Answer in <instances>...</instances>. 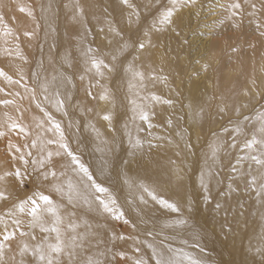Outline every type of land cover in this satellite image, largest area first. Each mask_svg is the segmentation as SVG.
Here are the masks:
<instances>
[{"label":"bare ground","instance_id":"6f19581e","mask_svg":"<svg viewBox=\"0 0 264 264\" xmlns=\"http://www.w3.org/2000/svg\"><path fill=\"white\" fill-rule=\"evenodd\" d=\"M75 1L69 0V3L67 2L69 4L67 16L70 17L66 25L69 28L72 27L71 21H77L78 19L81 22L83 20V16L79 15L81 12H83L84 18L90 17L93 24L96 20L101 21L100 19L105 22L104 11L100 7L99 0H91V3H89V0H79L80 4L78 6ZM105 1L111 2V0ZM145 1L138 0L136 3L139 5L146 3ZM149 1L147 4L150 3ZM157 1L155 0V2ZM238 1L240 7L233 8L232 5L235 2L237 4ZM112 2L110 9L112 13L119 17L118 20L121 21L123 27V42L120 35L118 34V39L117 33L113 31L112 34H109V36H112L110 38L107 36L105 42L100 44L103 49L105 47V50L102 52V56L95 55V59L102 61L99 72L89 61L88 51L85 47L86 42H83L86 50L83 48L82 53L79 52L82 65L78 69L79 77L84 79L88 87L92 86L95 91V98L99 101L97 105H99L101 112L93 113L95 117L93 123L85 121L84 118L85 125H82L81 122V128H79L78 121L75 120L77 116L74 119L71 116L77 105L72 106L71 103L69 104L72 98V88H70L72 81H70L69 76L63 73L68 70L67 66H69L71 73L77 77L76 63L73 59L67 57V49L64 47L67 44L66 37L63 36L65 28L59 31L62 41L60 43L61 48L58 46L57 52L52 40L54 27L51 21L52 13L50 12L55 4L54 0H0V13L2 15L0 17V31H2L1 28H4L3 26L13 28L16 18L19 34L26 36L25 33H30L29 35H33L34 32L38 33L39 28L33 24L34 15H36L37 21L42 27V31H40L42 49L39 52L36 51L37 55H34L33 49L30 51L33 47L31 41L26 44L29 55L31 57L35 56L34 71L29 74L21 68L22 64L17 63V58L11 55L8 50L9 43H11L9 41L15 38L16 30H14V37L13 33L10 32L3 33L4 36L1 35L0 37V69L4 73L9 71L8 75L12 80L16 79V81H11L10 78V82H6L4 80L5 76H0L2 84L6 88L10 87L9 90L15 87L13 86L14 82L20 84V89L18 87L16 93L19 101L21 100L19 97L30 99L32 96H37L40 98L39 107H37L38 104L33 103L37 107V111L36 108L34 110L35 106L30 107L27 104L28 107L25 106L34 115L33 119L30 115L28 118L30 117L34 121L31 126L34 125L35 130L32 131L36 132L39 139L36 147H31L32 151L39 150L35 153V160L42 158V149L46 148L50 151L57 149L56 144L48 145L47 141L49 139H59V133L54 128V124L58 123L69 146L90 168L97 180L104 183L103 186L109 189V194L116 200L115 208L118 212L122 211L130 222L127 226L128 235H124V238L129 237V241L126 240L127 238L122 241L124 238L116 236L113 215L104 212L102 208L98 209L96 201L86 202L81 198L69 199L67 185L69 181L73 184L76 183L78 180L76 173L71 169H64L65 175L59 176L58 172V182L64 186L65 190L60 193L55 192L47 183L40 185V190L50 194L59 207L62 217L60 228L65 241L68 244L71 243L72 238L77 241L76 248L72 249L74 259L77 264H88L89 261L98 262V264H136L137 260L132 257L136 251L140 252L149 264H156L157 259L170 261L171 264H190V259L198 260L200 264H217V262H214L212 253L209 254L205 250H200L195 239L196 244L194 241L188 243L185 240H179L181 238H177L178 235L172 233L176 223L170 218V215L177 212H173L153 200L148 192L144 190L146 188L149 192L155 193L159 199H163L162 193L171 195L170 200L167 199V201L175 204L179 209L180 205L176 203L181 200L186 201L188 206L185 205L184 208L189 215L193 214L192 206H194L192 198L189 199L190 195L192 192L197 193V191L202 193V196L205 197V206L203 205L205 214L210 213L209 215H212L215 212V215L209 221V226L216 228L222 236L223 242L229 241L230 251L233 255L231 259L224 255L223 258L219 259V264H253V262L260 264V261L264 259V256L260 254L261 250H264V193L260 191L262 184L257 183V177H264V169L255 164L250 157L255 155L264 158V146L257 144L253 149H246L245 144L253 137L261 139L260 128L264 124V119H262L264 118V39H260L261 37H257L260 40L254 39L256 36L250 38L253 35L264 36V2L262 0H235L232 5L229 3L228 6H224L226 7V9L224 8L225 15L222 14L224 17L220 18L219 21L217 14L223 7L222 3L213 4L212 8L210 6L212 11L210 10L206 14L204 10H200L201 13H197L199 18L195 16L196 20L194 19L192 26L187 25L189 27L188 31H186V27L185 32L178 29L181 37L179 43L169 44V42L166 44L169 45L166 49L160 48L162 47L163 36L158 30H152L151 32L148 28H144L142 32H140V29L139 33L135 32L136 25L140 26L144 21L141 13L134 16L133 26H125L126 20H131L130 15H133L129 13L131 10L129 3L131 1L128 0L127 4H124L122 0H112ZM183 3L185 4V2L180 1L175 6L169 4L167 9H174L175 11L172 20L177 17L176 12L183 7ZM207 6L208 10L209 5ZM244 7L248 10H244ZM18 10L26 13L28 19H20L16 17V14H12V11ZM205 18L207 20H204ZM189 23H191V18ZM206 23L210 24V27H207L208 24L206 25ZM95 28L97 29L98 25ZM209 29L214 30L212 37L202 39L200 34L209 36L210 34L208 35L206 32ZM162 31L161 33H163ZM70 32L72 33V30ZM136 38L139 39L138 42L145 44L143 50L138 47ZM235 41H238L241 45L238 49H242L243 45L249 46L248 52L244 49L246 54L244 52L245 59L243 57V63H241V56L239 57V55H232L230 59H226L230 47L235 46L233 44L231 46V43ZM57 43L55 44L57 45ZM28 51L21 53L24 60L29 57ZM42 63L45 64L47 70L40 82V87L33 88L32 85L37 81V76L41 72ZM105 63H112V69L116 71L115 77H111L110 81L106 80L108 81L107 84L100 82L107 78L103 73ZM17 64L20 65V68H16ZM200 64L203 68L205 66L208 69L205 70L204 68L203 72H199L202 68ZM238 65L239 74L233 75L232 70L234 66L238 67ZM71 73L68 74L71 75ZM137 73L142 74V78ZM198 73L203 74L199 77L197 76ZM86 93L87 87L82 91L83 95H86ZM79 100L83 102L85 107H81L79 111H76V115L81 114L82 117L83 112H88L90 116V111L94 109V103L88 104L85 99L79 98ZM236 100L243 101L240 107H234V101ZM71 101H74V98ZM166 101L170 103H166ZM16 104L17 107L21 106ZM229 105L233 108L227 112ZM6 106L9 107L7 104ZM7 107H0V113L4 117L0 118L6 126H9L7 125L9 121H6V119L12 118L13 113L10 114V112H14V115L17 113L21 117L22 110L13 107L7 112L5 111L8 110ZM220 108H224V111L220 112ZM254 110L256 111L253 114ZM141 111L148 115V120L140 118ZM27 112L25 115L28 114ZM101 113L105 114L104 116H110L111 120H105ZM100 116L101 119L99 120ZM242 116L248 117L242 121L227 123L232 126V128H229L232 135L229 143H226V146L229 145L227 149L229 151L227 155L225 152L224 161L231 160L235 153L241 152L240 158L235 156L233 160L237 165L239 164L242 167L245 165V167L242 171L240 170L239 175H236L237 184L228 185L227 190L221 193L217 199H206L210 194L220 191L222 185L219 181V173L222 170L220 153L226 148L225 140L223 141L225 134H214V132L226 127V119H235L233 117ZM117 119L119 121H116ZM146 121L152 126L155 125V128L153 131L151 130V134H148V130H146L147 134L145 135ZM18 122L20 121L18 120ZM182 122L189 128H183ZM160 128L166 129L165 131L169 133L167 134L169 135L168 138H166V135L165 137L162 136L158 131ZM15 130L18 131L17 128ZM188 130L192 131L188 133ZM228 131H225V133ZM9 135H14L11 134V130ZM26 135L33 136L34 134L28 132ZM193 135L195 140H193ZM36 136L34 135L35 139ZM18 137L16 141L20 139ZM35 139L33 138V143ZM151 139L152 141L155 140L157 144L149 142ZM3 143L5 145L7 142ZM203 146L205 149L199 151L198 156H196L194 151L197 152ZM153 147L158 150L156 154L148 151H151ZM27 150L29 148L22 149L24 152H21L26 153ZM1 156L0 158H2ZM6 156L9 157L10 155ZM196 157L199 158L198 163L195 161L197 160ZM242 157H247V159H241ZM54 159L59 160L61 157H54ZM2 160L3 158L0 161L1 163ZM170 163L178 167L177 171L174 169L172 171L173 180L171 179L172 176L168 175L167 170L171 166ZM6 165L8 166V163ZM193 165L196 166L195 169H193ZM169 170L171 169L169 168ZM5 171H8L7 168ZM5 171L0 168V174L7 177ZM196 173L197 175L193 177V174ZM190 175L193 177L192 182L194 183L187 182ZM202 176L205 177L208 191L201 185ZM244 176H246V180L242 181ZM252 177H256V185L249 186L250 189L247 193L241 192L242 194H240L239 191V194H236V192L231 193L235 185L246 181L248 184ZM9 182L7 183L9 184ZM165 183H172L173 187H162L161 185ZM8 186L0 184V191L9 196L8 200L0 201V215L2 210L12 203L13 208L11 210L16 212V216L3 218L9 222L11 229L9 231L0 230V245L4 248L2 264H39L38 259L31 252L37 241L32 240L30 236L35 233L38 239L46 237L47 242L54 243L55 233H40L39 228H30L31 216L27 210L24 213L18 211L15 206L21 200L18 194H12L11 187ZM191 186H193V190ZM241 190L243 191V189ZM109 194H105L102 198H107ZM251 201L253 202L251 203ZM212 210L215 211L211 214ZM3 216L5 215L3 214ZM24 216L25 218H23ZM16 218L21 220L20 225H14L13 220ZM45 220L46 226L51 227L53 225L52 217L45 215ZM70 224L75 226L74 231L69 227ZM254 225L257 226V230L251 228V233L245 235L244 229L247 226ZM9 232L16 233L14 240L7 241L3 238ZM22 232L27 234L22 236L20 234ZM118 240L120 247L123 248L124 253L126 252L123 260L116 258L112 252V246ZM212 241L203 242L204 247L207 243L209 248L212 247L214 250L215 248L211 246ZM24 245L28 246L29 251H24ZM131 251L134 252L131 253ZM60 259L62 264H67L68 249L65 250Z\"/></svg>","mask_w":264,"mask_h":264},{"label":"rangeland","instance_id":"374dc122","mask_svg":"<svg viewBox=\"0 0 264 264\" xmlns=\"http://www.w3.org/2000/svg\"><path fill=\"white\" fill-rule=\"evenodd\" d=\"M131 1V2H130ZM138 0H129V5L131 6V10H130V12L129 13H132L133 15H130V18H131V20H126V22H125V26H128V27H130V26H133V20H134V16L136 15V14H142L143 15V17H144V21L140 24V26L139 25H136L137 27H135V28H137V29H135L134 27V30H135V32L136 33H139V29H140V32H142L143 30H144V28H148L151 32H152V30H155V31H159L160 32V34H161V36H163V38H162V47H160V48H163V49H166L169 45H166L167 43H169V44H174V43H176V42H178L179 41V38H181L180 37V33H179V31L181 30H185V27H186V31H188L189 30V25L190 26H192V24H193V22L196 20V17L197 18H199V16L197 15V13H201V11L200 10H204V13L206 14V13H208V12H210V10L212 11V7L214 6V5H217L218 3H222V5H223V9L221 8V10H219V12H218V14H217V18H218V21H219V19L220 18H223L224 16L223 15H225L224 14V10L226 9V7H224V6H228L229 5V3L232 5V3H234L235 2V0H229V2H228V0H218V1H216V0H214V2H212L213 0H204V2H203V0H199V1H197V2H195V3H192L191 2V0H180V1H182V2H185V4L186 5H188V6H186L184 3L182 4V6L183 7H181L180 9H178V11L176 12L177 13V17H175L172 21H171V23H168L169 24V26H168V24H167V22H164V15H165V13L169 10V9H167L168 8V6H169V4H173L172 3V0H158L157 2H155V0H148L150 3L151 2H153V3H149V4H147L148 3V1L146 0L145 2L146 3H141V4H137L136 2H137ZM206 1V2H205ZM263 2H264V0H262ZM69 0H54V6H53V8L51 9L52 11L50 12V13H52V17H51V21H52V24H53V27H54V33H53V37H52V40H53V43H54V48H55V50H56V52L58 51V46H60V48H61V41H62V38H61V35H60V32L59 31H62L64 28H65V32H64V35L63 36H65L66 37V40H67V44L66 45H64V47L67 49V57H70L71 59H73L74 61H75V63H76V70H77V77L73 74V73H71V70H69V69H71L69 66H67L68 67V70H65L63 73L65 74V75H67V76H69V79H70V81H72L71 82V86H70V88H72V94H71V100H73V98H74V101H71L70 100V102H69V104L70 105H77V108H76V110L75 111H73V115H72V113H71V116L73 117V119H74V117H76L77 116V119H75L76 121H78V126H79V128H81V124L82 125H85L84 124V122H83V119L85 120V121H87V122H89L90 121V123H93L94 121H95V117H94V115H93V113L95 112H101L99 109V105H97V104H99L98 102V100L95 98V91L93 90V88H92V86L91 87H88V85H86V83H85V81H84V79L82 78V77H79V68L82 66L81 65V62H80V59H81V55H79V52H81V50H83V48L85 49V47H86V49H87V51H88V57H89V61L90 62H92V60L93 59H95V55L96 56H99V55H101L102 56V52H104V50H105V47H104V49H103V47L100 45L101 43H104L105 42V39H106V37L108 36L109 38H110V36H112V35H110L109 36V34H112V32L114 31V32H116L117 33V37H118V39H119V36H118V34L120 35V39H121V41L123 42V37H122V33H123V31H122V29H123V27L121 26V21L120 20H118L119 19V17H117V15L116 14H114V13H112V11H111V9H110V7H111V3H113L112 2V0H111V2L110 1H105V0H99V3H100V7H101V9L104 11L103 13H104V15H105V22L104 21H102V19H100L101 21H95L94 22V24H96V25H94L93 24V22L90 20L91 18L90 17H88V18H84V15H83V12H81L79 15H82L83 16V20L80 22L78 19H77V21L76 20H74V21H71V23L70 24H72V27H68L66 24H68V18L70 17V16H67L68 15V8H69ZM188 2V3H187ZM191 2V3H190ZM212 2V3H211ZM226 2H227V4H226ZM75 3H76V5L78 6L79 4H80V1L79 0H76L75 1ZM89 3H91V0H89ZM199 3V4H198ZM202 3V4H201ZM204 3V4H203ZM224 3V4H223ZM43 4V3H42ZM144 4V5H143ZM195 4V5H194ZM199 5V7H198V5ZM214 4V5H213ZM235 4H236V2H235ZM238 4H239V1H238ZM145 5H146V7H145ZM161 5V6H160ZM194 5V6H193ZM207 5H209V9L207 10V8L206 7H208ZM220 5V4H219ZM108 6V7H107ZM135 7V9H134V7ZM193 6V7H192ZM200 6H201V8H200ZM210 6H211V8H210ZM244 6V5H243ZM186 7V8H185ZM197 7V9H195ZM203 7H205V8H203ZM143 8H144V12H143ZM225 8V9H224ZM133 9H134V11H133ZM188 9V10H187ZM241 9H243L242 7H241ZM245 9H247V8H245L244 7V10ZM186 10V11H185ZM193 10V11H192ZM196 10H198V11H196ZM248 10V9H247ZM76 11V10H75ZM192 11V12H191ZM180 12H181V15H180ZM189 14H191V15H189ZM194 12V13H193ZM222 12V13H221ZM109 15H108V14ZM12 14L14 15V14H16V17H18V18H20V19H28L27 18V15H26V13H23L22 12V10H18V11H12ZM196 14V15H195ZM223 14V15H222ZM239 14V13H238ZM26 15V16H25ZM161 15V16H160ZM193 15V16H192ZM67 16V17H66ZM150 16V17H149ZM182 16V17H181ZM190 16V17H189ZM196 16V17H195ZM0 17H2V15H1V13H0ZM117 17V18H116ZM59 18V19H58ZM129 18V19H130ZM180 18V19H179ZM187 18V19H186ZM190 18H191V23H189L190 22ZM58 19V20H57ZM182 19V20H181ZM195 19V20H194ZM186 20V21H185ZM204 20H207V18H205ZM16 18H15V22H14V24H13V28L11 27V28H6L5 26H3L4 28H1V30L3 31H0V37H1V35H3L4 36V34L3 33H8V32H10V33H13V37H14V30H16V36H15V38L13 39V40H10L9 42H11V43H9V48H8V50H9V53L11 54V55H13L14 57H16L17 58V60H18V62L17 63H19L20 65H21V68L23 69V70H25L26 72H28V74L31 72L32 73V71H34V66H35V59H34V57H31L30 55H29V51L27 50V48H26V44L28 43V42H30L31 41V45L33 46L31 49H30V51L33 49V53H34V55H37V53H36V51L37 52H39V50H41L42 49V42H41V38H42V36H40V31H42V27H40V24H39V22L37 21V18H36V15H34V17H33V24H34V26L36 25L37 26V28H39L38 29V33L37 32H34V34L33 35H29L30 33H28V35H26V36H22L21 34H19V27H18V25H16ZM56 21V22H55ZM186 23H185V22ZM178 22V23H177ZM183 22V23H182ZM208 22V21H207ZM110 24H111V26H110ZM208 23H206V25H207ZM97 25H98V28L96 29L95 27H97ZM163 25V26H162ZM168 27H167V26ZM183 25V26H182ZM188 25V26H187ZM15 26H16V28H15ZM31 26H32V24H31ZM57 26V27H56ZM103 26V27H102ZM142 26V27H141ZM171 27V28H170ZM180 27V28H179ZM207 27H210V24H208L207 25ZM164 28H165V30H164ZM24 29H26V28H24ZM23 29V30H24ZM72 30V33L70 32L71 30ZM102 29V30H101ZM106 29V30H105ZM121 29V31H119ZM169 29V30H168ZM178 29H180V30H178ZM22 30V31H23ZM109 30H110V32H109ZM163 30V31H162ZM173 30V31H172ZM205 30V29H204ZM107 31V32H106ZM161 31L163 32V33H161ZM102 32V33H101ZM106 32V33H105ZM168 32V33H167ZM185 32V31H184ZM206 32H207V34L209 35V36H203L202 34H200V37L202 38V39H210L211 37H212V35L214 34L213 32H214V30H212V29H209V30H206ZM209 32V33H208ZM59 33V34H58ZM99 33V34H98ZM202 33V32H201ZM213 33V34H212ZM58 34V35H57ZM105 34V35H104ZM107 34V35H106ZM164 34V35H163ZM178 34V35H177ZM21 35V36H20ZM103 35V36H102ZM3 36H2V38H3ZM59 36V37H58ZM105 36V37H104ZM190 36V35H189ZM188 36V37H189ZM211 36V37H210ZM256 36V37H255ZM59 39H58V38ZM104 39H103V38ZM255 37V38H254ZM257 37H261L260 39H264V36L263 35H253L252 37H250V38H254V39H256ZM259 38H257V39H259ZM1 39V38H0ZM189 39H190V37H189ZM259 39V40H260ZM111 40V42H113L112 41V39H110ZM137 40V41H136ZM136 42H138L139 41V39H137L136 38ZM166 40H167V42H166ZM57 41H58V43H57ZM173 41V42H172ZM83 42H86L85 43V47H84V45H83ZM236 42H237V44H236ZM239 42H240V40H239ZM55 43H57V45L55 44ZM179 43V42H178ZM241 43V42H240ZM240 43H238V41H235V42H232L231 43V46H232V44L233 45H235V46H233V47H230V49L228 50V52H229V55H227L226 56V59H230L231 58V56L232 55H239V57H240V59H241V63H243V61H244V59H245V54H246V52H248L249 51V46H246V45H243L242 46V49H238V48H240L241 47V45H240ZM60 44V45H59ZM164 45V46H163ZM237 45V46H236ZM81 46V47H80ZM80 49V50H79ZM85 49V50H86ZM89 49H90V51H89ZM244 49H245V51H244ZM27 52L28 51V59H26V60H24L23 59V57H22V55H21V53H24V52ZM234 51H236L235 53H234ZM244 52H245V54H244ZM82 53V52H81ZM241 53H243V54H241ZM243 57H244V59H243ZM102 58V57H101ZM21 59V60H20ZM7 62H8V60L7 59H5ZM95 60H97V59H95ZM198 63V62H197ZM196 63V64H197ZM19 64H17L16 65V68H20V65ZM105 65L107 66L106 68H105ZM105 65L102 67L103 68V73H105L104 75H106V77L107 78H105V80H102V81H100V82H103V83H108V81H106V80H109L110 81V78L111 77H115V75H116V71L115 70H113L112 69V66H113V64L112 63H105ZM200 66L202 67L201 69H200V71L199 72H203L204 71V68H205V70L206 69H208L207 67H205L204 66V68H203V66H202V64H200ZM237 66H234V68H233V75H236V74H239V65H238V67L236 68ZM236 69H237V71H236ZM47 69H46V66H45V64L44 63H42V67H41V72H39V74H38V76H37V81L32 85V87L33 88H39L40 87V82L42 81V79H43V77H44V75H45V71H46ZM106 70H107V72H106ZM113 73H112V72ZM9 71H5V73H6V75H5V81L6 82H10V80L11 81H16V79L15 80H12V78L8 75L9 73H8ZM73 72V71H72ZM71 73V75H69V74ZM107 73V74H106ZM109 73H111V74H109ZM235 73V74H234ZM199 75H197V76H199V77H201V75L203 74V73H201V75H200V73H198ZM8 75V76H7ZM108 75V76H107ZM11 78L10 80L8 79V78ZM41 79V80H40ZM115 79V78H114ZM113 82H114V80H113ZM3 82L0 80V92H2V94H0V97H2V98H0V99H2V100H0V107L1 106H4V108H6L7 106H6V104L9 106V107H7V109L8 110H5V111H7V112H9L11 109H13V107H14V109H18V110H22V114L20 115L21 117H19V114H15L14 115V112H10V114L11 113H13L12 115H11V117L12 118H8L9 120H7L6 119V121H11L12 119V123L10 122V124H9V122H8V124L7 125H9V126H6L5 125V122H2V120H1V118H0V133H3L4 135H2V136H0V156L3 158V160H2V163H1V166H0V168L2 169V170H4L5 171V169L7 168V170L8 171H5V174H7V173H9L10 171H12V170H14V168L16 169L17 168V165L19 166V167H21V170L23 171V165H22V162L18 159H14L13 160V157L14 156H16V157H18L19 155H20V153H19V155H18V153H13V152H11V149L9 148V144H11L13 147H19V145H20V150L22 151V149L24 150V149H28L29 148V150H27V152L26 153H28V152H31V153H33L34 155L33 156H31L32 157V159L31 160H35L36 159V155H35V153L37 152V151H39V150H37L36 152L33 150L32 151V149H31V146L29 147V145H32L33 144V138L35 139V137H34V135L36 136V132L35 131H32V130H35V127H34V125H33V127L31 126L32 125V123L34 122V121H32L31 120V118L33 119V117H34V115H33V113H30L29 112V110H28V106L27 105H29L30 107H34L35 106V104H33V103H36V105L38 104V103H40V98L39 97H37V96H32V98H24V97H19L21 100V102L23 103H21L19 100H18V97H17V92H18V89H20V84H17V82H14V84H13V86H15L16 87V90H15V87H13V91L12 90H9L10 89V87H8V88H6L3 84H2ZM2 84V85H1ZM19 87V88H18ZM85 87H87V93H86V95H83L82 94V91L84 90V88ZM18 88V89H17ZM73 88H74V90H73ZM6 90V91H5ZM15 91V92H14ZM7 92H8V94H7ZM11 93V94H10ZM89 93H91L90 95H89ZM75 94V95H74ZM7 96V97H6ZM16 96V97H15ZM75 96V97H74ZM6 97V98H5ZM4 98V99H3ZM9 98V99H8ZM79 98L80 99H82V100H84L85 99V101L89 104V103H94V109L92 110V111H90V116H89V113L88 112H83V114H82V117H81V114L79 115H76V111H79V109H81V107H85L84 106V104H83V102H81V100H79ZM14 100V102H13V100ZM26 100V101H24V100ZM11 100V101H10ZM16 100V101H15ZM28 101V103H26ZM31 101V102H30ZM9 102V103H8ZM13 104H12V103ZM236 102H238V103H236ZM240 102V103H239ZM5 103V104H4ZM17 103V104H19V105H21V106H15V104ZM31 103H32V105H31ZM243 103V101H241V100H236V101H234V107H240L241 106V104ZM3 104V105H2ZM16 104V105H17ZM27 104V105H26ZM13 105V106H12ZM25 106H27V107H25ZM230 107V108H229ZM229 107H227V112H229V109L231 110V108H233L232 106H230L229 105ZM10 108V109H9ZM22 108V109H21ZM35 108H36V111H37V107L35 106L34 107V110H35ZM98 108V109H97ZM2 109V108H1ZM24 109V110H23ZM33 109V108H32ZM78 109V110H77ZM28 111V112H27ZM256 110H254L252 113L254 114V112H255ZM26 112L28 113L27 115H25L26 114ZM6 114V113H5ZM102 115L101 116H103V117H105L104 115H103V113H101ZM253 114H251V115H253ZM31 116V118L29 117L28 118V116ZM75 115V116H74ZM223 115V114H222ZM98 117H99V115H97ZM101 116H100V118H99V120L101 119ZM248 116H250V115H248ZM248 116H242V117H233V118H235V119H226L225 120V124H226V127H223L221 130H216L215 132H214V134H216V133H222V134H225V138H223V141L225 140V149L220 153V161H221V167H222V170H221V172L219 173V181L222 183V185H221V187H220V191H217L215 194H210V197H211V199L213 200V199H217L219 196H220V194L221 193H223L224 191H226L227 190V186L229 185V186H231V185H233L234 183H236L237 184V181H238V179L236 178V175H239L240 173H241V171L244 169L243 167H245V165H243V167L242 166H240L239 164L237 165L236 164V162L233 160L234 159V157L236 156L237 158H240V155H241V152H237V153H235V155L231 158V160L229 159V161L227 160V161H224V159H225V156L227 155V153H228V151L229 150H227L228 149V146H226V143H229V141H230V137H231V130H229V128H232V126L231 125H228L227 123H229V122H238V121H242L243 119H245L246 117H248ZM0 117H3V114L1 115V113H0ZM71 117V118H72ZM4 118V117H3ZM21 118H22V120H24V121H22L21 120ZM89 118V119H88ZM30 119V120H29ZM96 119H97V117H96ZM5 120V119H4ZM18 120L20 121V122H18ZM80 120V121H79ZM106 120V119H105ZM107 121H109V120H107ZM116 121H119L118 119L116 120ZM82 122V123H81ZM147 122V121H146ZM19 123V124H18ZM80 123V124H79ZM117 123V122H116ZM30 124V125H29ZM146 124V128H145V135L147 134V131L146 130H148V134H151V132L153 131V129L155 128V125H151V124H149L148 122L147 123H145ZM149 124V125H148ZM184 123L182 122V127L183 128H189V126H187L186 124H184ZM230 124V123H229ZM11 125H19V127H13V126H11ZM92 125V124H91ZM93 126V125H92ZM8 127H11L10 129L8 128ZM159 127V126H158ZM9 130H8V129ZM18 129V131L17 130H15V129ZM20 128H23L24 129V131L22 132V131H20ZM32 128V129H31ZM152 128V129H151ZM243 128V127H242ZM14 129V131H12ZM163 131H162V130ZM10 130H11V134L14 136V138H13V136H11V135H9L10 134ZM152 130V131H151ZM166 129L165 128H160L158 131L162 134V136L163 137H165V135H166V138H168L169 137V135H167V134H169L168 132H166L165 131ZM229 130V131H228ZM16 131V132H15ZM189 131H192V130H188V133H189ZM225 131H228V132H226L225 133ZM9 132V134H7ZM18 132V133H17ZM28 132H32L34 135L33 136H27L26 135V133H28ZM38 134V133H37ZM213 135V134H212ZM20 137V139H18L19 140V142H18V140L16 141V139H17V137ZM194 136V135H193ZM18 137V138H19ZM21 137H22V140H21ZM29 139H28V138ZM192 137V136H191ZM10 138H12V139H10ZM15 139V140H14ZM22 141V144H21V141ZM28 140V141H27ZM37 140V141H36ZM39 139H38V137L36 136V139H35V141H34V143L36 144H38V141ZM193 140H195V136H194V138H193ZM7 142V143H5V145H4V143L3 142ZM10 141V142H9ZM17 142L18 143V145H17V143L15 144V142ZM207 141H208V139H207ZM149 142H151V143H154L155 142V140L154 141H152V139L149 141ZM13 143H14V145H13ZM24 143V144H23ZM28 143V144H27ZM156 144H157V142H155ZM1 144H2V146H1ZM7 144V145H6ZM160 144V143H159ZM169 144V143H168ZM22 145V146H21ZM160 146V145H159ZM26 147V148H25ZM38 147H40V146H38ZM6 148V149H5ZM205 148H204V146L199 150H197V152H195L194 150V153H196L195 155L196 156H198V152L199 151H203ZM155 148L153 147V148H151V151L150 150H148L150 153H153V154H156L157 153V151L158 150H155ZM227 150V151H226ZM7 152V153H6ZM10 152V153H9ZM22 152H24V151H22ZM225 152H226V155H225ZM25 153V154H26ZM13 154H15V155H13ZM17 154V155H16ZM223 154H224V156H223ZM6 155H10L9 157L8 156H6ZM31 157H28V156H26L25 158H27V159H29L30 160V158ZM2 158H0V161H1V159ZM195 159H197V160H195L196 161V163H198L199 162V158L198 157H196ZM30 160V161H31ZM135 160H137L136 158H135ZM20 161V162H19ZM19 162V163H18ZM6 163H8V166L6 165ZM13 163L15 164L14 166H13ZM12 164V165H11ZM31 164V163H30ZM29 164V166H28V169L29 170H27L28 172H32V168H31V166H33V165H30ZM171 164V166H172V168H171V166L169 167L171 170H169V168H167V170H168V175L171 177V179L173 180V172L172 171H174V170H176L177 171V169H178V167H176V165L174 164H172V163H170ZM3 166V167H2ZM18 167V168H19ZM195 167L196 166H194L193 165V169H195ZM11 168V169H10ZM174 169V170H173ZM241 170V171H240ZM7 172V173H6ZM171 172H172V175H171ZM193 173H194V171H193ZM192 175V174H191ZM190 175V177H188L187 178V182H191V183H194V182H192L193 181V177H195L196 175H197V173L196 174H193V177ZM0 176H4V175H2V174H0ZM33 176H35V174H33ZM245 177V178H244ZM242 179V181H244V180H246V176H244ZM12 178V179H11ZM35 177H33V179L32 180H27L26 181V187H22V186H19V183H18V181L15 179V177L14 176H11V175H7V177L5 176V179L3 180V181H0V184H2L3 186L5 185V186H7V187H9L8 185H10V189H11V192H12V194H18V196H19V199L20 200H23V199H25V198H27V197H31L32 196V194H33V192H35V191H38V190H40V185H42L41 184V182L39 181V180H36V179H34ZM191 178H192V180H191ZM247 179H249V178H247ZM8 181H10L9 182V184L7 183ZM34 181V182H33ZM98 181V183H101L102 185H104V183H102V182H100L99 180H97ZM37 182H40L39 184L37 183ZM5 183V184H4ZM34 183V184H33ZM257 183L258 184H262L263 183V180H262V178L260 177V176H258L257 177ZM32 186V188H31V186ZM193 185V184H192ZM14 186V187H13ZM162 187H164L165 188V186H168V187H173V184L172 183H165V184H163V185H161ZM39 187V188H38ZM34 188V189H33ZM244 188H245V190H244ZM19 189V190H18ZM33 189V190H32ZM171 189V188H170ZM191 189L193 190V186H191ZM241 189H243V191L241 190ZM249 189H250V187L249 186H247V181L246 182H242V183H240L239 185H235V187L232 189V194L234 193V192H236V194H239V192H240V194H242L243 192L244 193H247L248 191H249ZM241 190V191H240ZM19 193H18V192ZM239 191V192H238ZM242 192V193H241ZM32 193V194H31ZM20 194H21V196H20ZM203 194L202 193H200V192H198L197 191V193H193L192 192V194L190 195V197H189V199H191L192 201H193V205L194 206H192V210H193V214H190L189 215V213L186 211V209L184 208V206L186 205V206H188L187 205V203H186V201L185 202H183V200H181L180 202H178V203H176V204H179L180 205V209H179V211L177 212V213H172L171 215H170V218H172L173 220H174V222L176 223L175 224V228H173V231H172V233H176L177 235H178V237L177 238H181V239H179V240H185L186 242H188V243H192V241H194V239L196 240V242H197V244L199 245V247H200V250H202V251H206V252H209V254H211L212 253V256H213V258H214V262L216 263L217 262V264H219L220 262H219V259L220 258H223L224 257V255L226 256V257H228V258H232V253H231V251H230V247H229V241L228 242H223V240H222V236H220V233H218L217 232V230H216V228L215 227H212V226H209V221L212 219V217L215 215V210H212V212H211V214L212 215H209L210 213H207V214H205V211H203L204 210V206H205V203H204V196H202ZM227 195H229V194H227ZM195 196V197H194ZM162 198H163V200L165 199V200H170V198H171V195H168V194H165V193H162ZM253 201H251V203H252ZM200 203V204H199ZM182 204H184V205H182ZM204 205V206H203ZM12 206V207H11ZM183 208H182V207ZM203 206V207H202ZM9 208V209H8ZM11 208H13V204L11 203V205L9 204V206H7L5 209H3L2 210V212H1V215L3 216V214L5 215V216H3V218H6L7 217V215L5 214L6 212H8V210H10ZM7 209V210H6ZM198 209H199V211H200V213H199V211H198ZM187 212V213H186ZM204 212V213H203ZM0 215V217H2ZM196 216V217H195ZM114 217V216H113ZM23 218H25V216L23 217ZM125 220H127V223L125 222ZM7 221V220H6ZM5 221V219H3V221L2 222H0V227H2V228H0V230L1 231H3V230H6V231H9L11 228H10V225H9V222L7 221L6 222ZM4 224V225H3ZM130 224V222H129V220H128V218H127V216L124 214L123 215V217L122 218H120V219H116V218H114V229H115V233H116V236L119 238V236H121V237H124V235L125 234H127L128 235V233H127V226ZM5 225H7V227H5ZM255 229V230H257V226H247L245 229H244V232H245V235H248V234H250L251 233V231H250V229ZM126 229V230H125ZM130 236V235H129ZM127 238V239H126ZM126 238H124V239H122V241L123 240H128L129 239V237H126ZM209 240H213L212 241V244H211V246H213L215 249L213 250V248L212 247H210L209 248V246L207 245V243L205 244V247H204V244H203V242H205V241H209ZM129 241V240H128ZM195 242V241H194ZM196 242H195V244H196ZM227 243H228V245H227ZM123 248H121L120 247V242H119V240L117 241V243L114 245V246H112V252H113V254H114V256H116V258H121V253L123 254V258H125V253H124V251L122 250ZM214 251V252H213ZM134 251H131V253H133ZM215 253V254H214ZM230 253V254H229ZM219 255H220V257H219ZM231 256V257H230ZM132 257H134L136 260H143L144 262H145V264H149L148 263V261L144 258V256L139 252H134L133 253V256ZM123 258H121L122 260H123ZM9 263V262H8Z\"/></svg>","mask_w":264,"mask_h":264},{"label":"snow or ice","instance_id":"6c2138e0","mask_svg":"<svg viewBox=\"0 0 264 264\" xmlns=\"http://www.w3.org/2000/svg\"><path fill=\"white\" fill-rule=\"evenodd\" d=\"M124 4L128 3V0H122ZM180 0H172L173 5L175 6L179 3ZM192 3H195L196 0H191ZM233 8H239L240 5L233 4ZM175 15L174 9L168 10L164 15V22L171 23L172 17ZM28 35V33H25ZM138 47L143 50L145 44L142 42H138ZM90 51V49H89ZM102 61H98L93 59L92 65L97 69L99 72L100 66ZM105 67H107L105 65ZM102 74V73H101ZM6 74L0 69V76H5ZM142 78V74L137 73ZM10 79V77L8 78ZM91 93H89L90 95ZM47 98V97H45ZM62 103V102H61ZM166 103H170L166 101ZM39 107V104L37 105ZM43 111V109H42ZM220 112L224 111V108L219 109ZM140 118L142 120H148V115L141 111ZM104 119L111 120L110 116H105ZM264 119V118H262ZM13 127H19V125H14ZM55 130L59 133L58 140L49 139L47 141L48 145L56 144L58 147L55 151H50L42 149L43 155L42 158L39 160H29L25 158L26 156L31 157L32 153H22L19 147H13L9 144V148L13 153H20L18 157H13L14 159H19L23 165V171L21 168H16L7 175L14 176L15 179L18 181L19 185L22 187H26V181L33 179V174H35V179L39 180L41 184L47 183L49 187L55 192H63L64 186L58 182V172L59 176L65 175L64 169H71L74 171L78 177V180L75 184L71 181L68 182V189H69V199L73 198H81L84 199L86 202L88 201H96L97 208H102L104 212L111 213L114 218L120 219L123 217V212L119 211L115 208L116 200L115 198L111 197L109 194V189L104 187L101 183H98L97 177L94 173L90 170L88 166L81 160L80 156H78L72 148L69 146L66 137L64 136L63 130L61 126L56 123L54 124ZM20 131H24L23 128H20ZM261 139H257L253 137L249 142L245 144L246 149H253L257 144L264 146V124H262L260 128ZM4 135L0 133V136ZM158 147L159 145H150ZM233 147L235 145H232ZM31 147H36V144L33 143ZM54 157H61V159L56 160ZM241 159H247V157H242ZM250 159L257 165H260L262 169H264V158L252 155ZM31 163L33 165L32 172H28V166ZM5 176H0V181H3ZM264 180V177H262ZM201 185L208 191L207 184L205 182V177H201ZM256 185V177H252L251 180L248 182L247 186H255ZM148 194L152 197L153 200H156L161 206L168 208L173 212H178L179 208L173 204L168 202L167 200L159 199L155 193L149 192L148 189H144ZM260 191L264 193V183H262ZM100 194V195H97ZM105 194H109L107 198H102ZM9 199V196L0 191V201H6ZM143 199V198H141ZM206 199H211V197H206ZM18 208L20 213H24L26 210L28 214L31 216V222L29 227L32 229L39 228L40 233H55V242L50 243L47 242L46 237H40L38 239L37 234H32L30 238L32 240H36L37 243L32 248L31 252L34 257H36L39 261V264H62L60 257L63 256L66 249H68V262L67 264H77L76 260L73 256L72 249H75L77 246V241L75 238H72L71 243L68 244L65 239L63 238V234L61 232L60 225L62 224V217L60 214L59 207L56 205L52 196L50 194H46L45 191L38 190L33 192L31 197H27L19 202L18 205L15 206ZM219 207V205H217ZM9 217H15L16 212L13 210H9L6 213ZM45 215L50 216L53 218V225L51 227L46 226ZM3 221V217H0V222ZM127 223V220H125ZM14 225H20L21 220L16 218L13 220ZM7 227V225H5ZM72 230H75L74 225H69ZM22 236L26 235L27 233H20ZM5 240L10 241L16 238L15 232H9L4 237ZM124 238V237H120ZM24 251H29L28 246L24 245ZM264 256V250H261L260 253ZM4 257V248L0 245V264L3 262ZM121 258H123V254L121 253ZM88 264H98V262L89 261ZM136 264H145L143 260H137ZM156 264H171L170 261H165L162 259H157ZM190 264H200V261L195 259H190ZM255 264V262H253ZM260 264H264V259L260 261Z\"/></svg>","mask_w":264,"mask_h":264}]
</instances>
